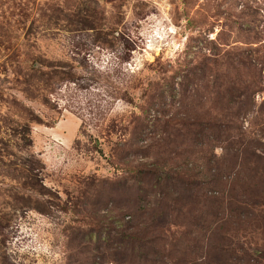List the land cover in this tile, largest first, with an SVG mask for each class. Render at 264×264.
Returning <instances> with one entry per match:
<instances>
[{
	"label": "rangeland",
	"instance_id": "rangeland-1",
	"mask_svg": "<svg viewBox=\"0 0 264 264\" xmlns=\"http://www.w3.org/2000/svg\"><path fill=\"white\" fill-rule=\"evenodd\" d=\"M0 264H264V0H0Z\"/></svg>",
	"mask_w": 264,
	"mask_h": 264
},
{
	"label": "trees",
	"instance_id": "trees-1",
	"mask_svg": "<svg viewBox=\"0 0 264 264\" xmlns=\"http://www.w3.org/2000/svg\"><path fill=\"white\" fill-rule=\"evenodd\" d=\"M68 78H70L71 77V75H70V73H68ZM71 79V78H70ZM67 82H69V83H74L75 84V86H77V84L75 83V81H72V80H69V81H67ZM68 83V84H69ZM81 87V86H80ZM58 95L59 96H62L63 97V95L62 94H60V92L58 93ZM64 97H65V95H64ZM141 166H143L142 164H140ZM134 168V170H136L135 172L136 173H141L142 171H140L139 169H140V167L139 168H136V167H133ZM216 185H219V183H216ZM214 199H217L216 197H212V201L214 200ZM239 214V213H238ZM228 218V217H227ZM226 221H227V219H226ZM233 227V224H230L229 225V228L231 229ZM237 228H232V230L231 231H233V230H236Z\"/></svg>",
	"mask_w": 264,
	"mask_h": 264
}]
</instances>
